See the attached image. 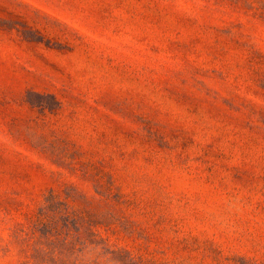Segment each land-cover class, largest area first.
Instances as JSON below:
<instances>
[{"label":"rangeland","instance_id":"obj_1","mask_svg":"<svg viewBox=\"0 0 264 264\" xmlns=\"http://www.w3.org/2000/svg\"><path fill=\"white\" fill-rule=\"evenodd\" d=\"M0 264H264V0H0Z\"/></svg>","mask_w":264,"mask_h":264}]
</instances>
